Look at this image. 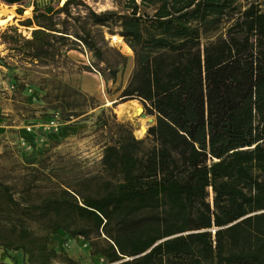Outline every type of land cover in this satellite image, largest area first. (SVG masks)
<instances>
[{"label":"trees","instance_id":"1","mask_svg":"<svg viewBox=\"0 0 264 264\" xmlns=\"http://www.w3.org/2000/svg\"><path fill=\"white\" fill-rule=\"evenodd\" d=\"M0 2L16 4L22 14L25 0ZM99 2L30 1V16L18 19L27 34L12 23L0 30V64L25 69L14 78L35 71L45 74L37 75L44 84L62 83L61 91L49 88L43 97L67 118L94 99L68 81L69 72L94 71L114 83L128 55L109 38L120 40L131 51L132 68L111 103L137 99L153 121L142 137L128 123L101 122L109 131L100 154L108 177L94 193L66 186L27 204L0 180V249L19 250L22 264H73L48 246V234L62 228L95 236L92 252L112 264H264L259 0H109L101 8ZM70 50L87 62L73 60ZM69 96L80 100L68 113ZM11 211L20 220H10ZM50 212L44 233L27 227L26 217Z\"/></svg>","mask_w":264,"mask_h":264},{"label":"rangeland","instance_id":"2","mask_svg":"<svg viewBox=\"0 0 264 264\" xmlns=\"http://www.w3.org/2000/svg\"><path fill=\"white\" fill-rule=\"evenodd\" d=\"M30 1L32 0H25L22 14L15 12L16 4L7 5L0 2V7L7 6L15 12L9 17L0 15V30L5 24L12 23L18 26L23 34H27V29L18 23V19L30 16L31 5L28 4ZM33 1L42 5L56 0ZM259 2L264 9V0ZM109 4V0H100L96 6L101 8ZM109 41L128 55V64L114 83L105 82L94 71L83 70L80 73L70 71L68 81L79 90L92 95L94 99H87L82 104L84 110L82 113L68 115L67 118L63 117L60 107H51L47 98L43 97L44 91L49 88H52L53 92L61 91L62 83L44 84L37 75L45 74L35 71H30L26 80L14 78L12 73L21 76L25 69L15 67L10 70L0 64V87H5L0 92V180L11 184L12 195L20 203L38 204L46 194L66 186L82 193L96 192L103 180L108 177L101 168L100 154L102 143L109 136V131L104 130L101 122L128 123L132 133L136 137H142L145 133L143 128L153 121V116L143 112L137 99L128 98L121 101L122 103H111L110 100L115 99L118 93L115 87L126 82L132 64L131 51L128 52L127 46L111 37ZM2 53L4 50L0 43V54ZM68 53L78 63L87 62L88 56L84 53L77 50H70ZM37 68L45 69L43 66ZM61 76L63 79L67 78V74ZM10 83L13 84L12 87L8 86ZM65 99L64 106L68 113L79 107L78 96H69ZM123 103L125 111L118 114L117 110ZM54 112L58 116L56 128L44 127L43 124ZM25 184L29 185L27 191L24 190ZM76 198L79 199V196L76 195ZM39 210L38 207L34 209ZM30 211L33 212L31 209ZM9 216L12 221L20 220V216L22 217L17 211L9 212ZM50 217H53L52 212L39 220L26 217L25 222L28 228L40 234L48 229ZM1 221L6 223L8 220L4 217ZM78 235L56 228L48 234L50 238L48 246L71 257L74 260L73 264H92L99 255L92 252L91 240L95 239V236L81 238V235ZM102 236L104 235L100 234V238ZM23 258L19 250L0 249V264H22ZM53 264L66 263L54 260Z\"/></svg>","mask_w":264,"mask_h":264},{"label":"built area","instance_id":"3","mask_svg":"<svg viewBox=\"0 0 264 264\" xmlns=\"http://www.w3.org/2000/svg\"><path fill=\"white\" fill-rule=\"evenodd\" d=\"M9 87H12L13 84L10 83L8 85ZM5 87H0V92L4 89ZM58 116L57 113L54 112L52 115L49 116V118L47 119V121L43 124L44 127H51L52 129H55L58 123ZM80 236V235H78ZM82 238V236H80ZM112 261H107L104 259L103 256L101 255H97L95 258V261L92 264H112Z\"/></svg>","mask_w":264,"mask_h":264},{"label":"bare ground","instance_id":"4","mask_svg":"<svg viewBox=\"0 0 264 264\" xmlns=\"http://www.w3.org/2000/svg\"><path fill=\"white\" fill-rule=\"evenodd\" d=\"M13 13H15V12H14V10H13L12 8H9V7H7V6H5V7H0V15H2V16L6 15V17H9V16H11ZM124 111H125V110H124V103H123V104H121L120 107L118 108L117 113H118V114H122ZM122 116H123V115H122ZM140 127H142V126L140 125Z\"/></svg>","mask_w":264,"mask_h":264},{"label":"crops","instance_id":"5","mask_svg":"<svg viewBox=\"0 0 264 264\" xmlns=\"http://www.w3.org/2000/svg\"><path fill=\"white\" fill-rule=\"evenodd\" d=\"M128 62H129V58H128L127 62H126V65L128 64ZM130 63L132 64V59L130 60Z\"/></svg>","mask_w":264,"mask_h":264},{"label":"water","instance_id":"6","mask_svg":"<svg viewBox=\"0 0 264 264\" xmlns=\"http://www.w3.org/2000/svg\"><path fill=\"white\" fill-rule=\"evenodd\" d=\"M114 99H111V102L113 101ZM141 108V107H140ZM143 129H145V128H143Z\"/></svg>","mask_w":264,"mask_h":264}]
</instances>
